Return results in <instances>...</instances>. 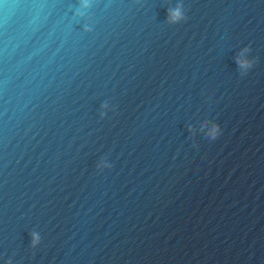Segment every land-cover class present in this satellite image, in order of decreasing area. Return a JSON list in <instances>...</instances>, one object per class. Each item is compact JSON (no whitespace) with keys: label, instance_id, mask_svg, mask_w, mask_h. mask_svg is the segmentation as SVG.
I'll return each mask as SVG.
<instances>
[{"label":"water","instance_id":"water-1","mask_svg":"<svg viewBox=\"0 0 264 264\" xmlns=\"http://www.w3.org/2000/svg\"><path fill=\"white\" fill-rule=\"evenodd\" d=\"M0 264H264V0H0Z\"/></svg>","mask_w":264,"mask_h":264},{"label":"clouds","instance_id":"clouds-1","mask_svg":"<svg viewBox=\"0 0 264 264\" xmlns=\"http://www.w3.org/2000/svg\"><path fill=\"white\" fill-rule=\"evenodd\" d=\"M85 6H87V4L85 3ZM181 19H183V15H182V10L181 7L178 6L175 9H172L169 11V22L170 23H177L179 22ZM245 52L247 51V49L244 50ZM237 63L240 65V67L242 68H248L251 66V61L247 60L243 53L241 54V57H238L237 59ZM102 107H107V105H102ZM220 132L219 126L218 125H213V127L209 130V135H211L213 138H215ZM39 234L38 233H33L32 234V243L33 246H36L39 243Z\"/></svg>","mask_w":264,"mask_h":264}]
</instances>
